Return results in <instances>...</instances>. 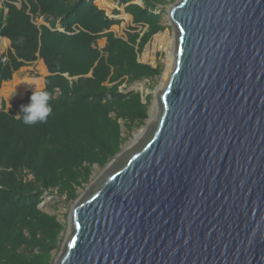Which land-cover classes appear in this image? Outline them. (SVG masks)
<instances>
[{"label": "water", "instance_id": "95a60500", "mask_svg": "<svg viewBox=\"0 0 264 264\" xmlns=\"http://www.w3.org/2000/svg\"><path fill=\"white\" fill-rule=\"evenodd\" d=\"M168 20L157 124L75 201L54 264H264V0H181Z\"/></svg>", "mask_w": 264, "mask_h": 264}, {"label": "trees", "instance_id": "16d2710c", "mask_svg": "<svg viewBox=\"0 0 264 264\" xmlns=\"http://www.w3.org/2000/svg\"><path fill=\"white\" fill-rule=\"evenodd\" d=\"M95 1L20 0L19 7L4 0L0 7V45L11 43L0 53V91L42 60L53 109L46 123L28 126L15 116L33 91L10 110L0 107V264H54L65 225L40 209L45 195L56 191L75 202L94 167L105 168L122 151L121 122L131 133L148 120L151 98L144 103L140 92L121 88L162 75L161 66L140 60L165 30V8L175 0H118L133 18L126 38L112 31L122 21Z\"/></svg>", "mask_w": 264, "mask_h": 264}, {"label": "rangeland", "instance_id": "374dc122", "mask_svg": "<svg viewBox=\"0 0 264 264\" xmlns=\"http://www.w3.org/2000/svg\"><path fill=\"white\" fill-rule=\"evenodd\" d=\"M181 0H175L165 8V13L163 16V26L165 27V30L158 35H156L151 43L149 44V49H145L144 53L141 56V62L144 64H148L156 68L157 66L162 67V75L153 80H144L140 82V85H137L136 83L132 85H123L122 90H127V91H132L134 90L135 92H140L144 98L143 100L145 103H147V98H151L148 105H149V118L148 120L145 121V123L139 127H136L131 133H128L126 128L124 127V122H121L123 126V135L126 138V142L122 146V152H127L129 150H135L137 147H139L142 143V141L146 138L148 135L149 131L157 124V120L152 122V114H153V108L157 104V96L160 94L164 86L166 85L168 79L165 82V85L162 87L165 75L167 73V70L169 68V60H168V46L164 44H160V41L157 40L158 37H163L166 39H170L173 42L176 41L177 33L174 30L172 24H170L168 20V8L179 2ZM110 3V6L113 7L112 0L108 1ZM139 2V1H135ZM3 5V1L0 0V7ZM107 5V4H106ZM108 6V5H107ZM123 24L126 26V21H122ZM39 24H43V20L39 21ZM5 40V39H4ZM2 40V43L0 45V53L1 54H6V52L9 50V44L5 43L6 41ZM19 73V78L20 80L24 79H37L39 81H44L45 74L41 70V62L37 61L33 66L29 67H24ZM172 73V71H171ZM126 87V88H125ZM17 90V89H16ZM20 92V91H19ZM10 94L11 99L15 100L18 98H21L23 94L20 92H14L13 87H9L6 89V86L1 89L0 91V107L2 105L5 107L6 110L11 109V99H9ZM160 115V112H159ZM158 115V116H159ZM140 139L138 140V137ZM107 172V167L105 168H99L98 166H95L93 169V175L91 177L90 183L84 187V189L79 190V196H84L88 194V191L90 190V187L92 185H96L101 178L105 175ZM75 202H67L65 198H60L57 194V192L53 193H47L44 197V203L42 204V210L50 215L56 216L59 221L65 225V231L62 236V241L59 246V248L53 253L54 254V262L58 258V256L61 254V251L64 246V242L67 239L68 235L70 234V228H69V217L71 214V211L73 209Z\"/></svg>", "mask_w": 264, "mask_h": 264}, {"label": "crops", "instance_id": "0c3cea01", "mask_svg": "<svg viewBox=\"0 0 264 264\" xmlns=\"http://www.w3.org/2000/svg\"><path fill=\"white\" fill-rule=\"evenodd\" d=\"M108 1H111V0H97V1H95V4L101 9V10H103V11H105V13L107 14V16L109 17V16H113L114 17V19H119V20H121V21H126V26H125V24H123V22H122V24L120 25V26H114L113 28H112V31L118 36V37H123V38H126V33L128 32V28L130 27V26H133V18H132V16H130V15H128V14H126V12H125V6H121L120 5V2L118 1V0H112V3H113V5L115 4V6H113V7H111L110 6V3L108 2ZM136 1V0H135ZM137 1H139L138 3L137 2H134V3H136V4H138V5H140V6H143V1L142 0H137ZM108 6H107V5ZM115 10H118V11H120V15L119 16H114L113 15V13H114V11ZM4 41H6L5 43H7V41H8V43L7 44H9V47H10V41L9 40H4ZM106 45H107V40L106 39H102V40H100L99 42H98V47L100 48V49H104L105 47H106ZM38 61H40L43 65H44V67H45V69H46V71H47V73L45 74V78L48 76L47 74H48V69L46 68V66H45V64H44V62L42 61V60H38ZM19 72H17V73H15V75H14V77H13V80L12 81H10V82H6V83H4L3 84V86H2V89L6 86V89H8L9 87H13V89H14V92H18V93H20L18 90H16V87L14 86V84H13V82H15V80L16 79H18V80H20V78H19V74H18ZM45 78H44V80H45ZM25 80V79H24ZM30 80H34V81H38V82H40V83H42L41 84V87L39 88V89H43L44 88V86H45V81H39V80H37V79H30ZM21 81V80H20ZM23 94V93H22ZM26 94L27 93H24L23 94V96L21 97V98H18V99H15V100H13V99H11V94H10V96H9V99H11V102H12V104L14 103V102H16V101H18V100H23L24 98H25V96H26ZM12 104H11V106H12ZM9 110V109H8Z\"/></svg>", "mask_w": 264, "mask_h": 264}, {"label": "clouds", "instance_id": "9594fccd", "mask_svg": "<svg viewBox=\"0 0 264 264\" xmlns=\"http://www.w3.org/2000/svg\"><path fill=\"white\" fill-rule=\"evenodd\" d=\"M2 1L4 2V0ZM50 99V93L46 89H34L30 96V102L26 105H21L20 113L15 117L28 126L46 123L53 111L49 103Z\"/></svg>", "mask_w": 264, "mask_h": 264}, {"label": "bare ground", "instance_id": "6f19581e", "mask_svg": "<svg viewBox=\"0 0 264 264\" xmlns=\"http://www.w3.org/2000/svg\"><path fill=\"white\" fill-rule=\"evenodd\" d=\"M157 40L160 41V44H164V45L169 47L167 49L168 50L169 68L167 70V73L165 75V78H164V81H163V84H162V87H163L165 85L166 80L168 78H170V75L172 74L171 71L173 72V70H174V65H175L174 52H175L176 44L172 40L166 39V38H163V37H158ZM7 43H8V41H7ZM41 70L43 71V73H45V74L47 73V71H46V69H45V67H44V65L42 63H41ZM168 81H169V79H168ZM13 84H14V86L16 87V89L18 91H20L21 93L24 94V93H27L29 91H34V89H39L41 87L42 83H40L38 81L30 80V79H25V80H22V81L16 79L15 82H13ZM152 110H153V114H152V119L151 120H152V122H154V121L158 120V117H159L158 115H159V112H160V104H159L158 101H157V104L155 105V107ZM141 136L142 135H140L138 137V140L140 139Z\"/></svg>", "mask_w": 264, "mask_h": 264}, {"label": "built area", "instance_id": "2783aa9c", "mask_svg": "<svg viewBox=\"0 0 264 264\" xmlns=\"http://www.w3.org/2000/svg\"><path fill=\"white\" fill-rule=\"evenodd\" d=\"M18 3H20V0H17ZM109 18H114L113 16H109Z\"/></svg>", "mask_w": 264, "mask_h": 264}]
</instances>
